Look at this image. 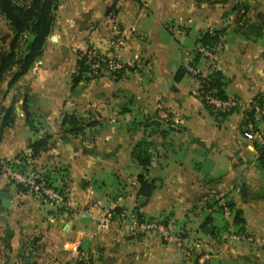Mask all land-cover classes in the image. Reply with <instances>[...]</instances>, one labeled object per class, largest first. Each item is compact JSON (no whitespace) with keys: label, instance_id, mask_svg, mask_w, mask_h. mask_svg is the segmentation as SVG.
Returning <instances> with one entry per match:
<instances>
[{"label":"crops","instance_id":"1","mask_svg":"<svg viewBox=\"0 0 264 264\" xmlns=\"http://www.w3.org/2000/svg\"><path fill=\"white\" fill-rule=\"evenodd\" d=\"M258 15L264 0H57L41 56L12 88H0V115L10 106L14 114L0 134V163L23 162L29 143L49 135L47 151L22 164L65 201L44 210L46 201L0 183L13 194L9 207L0 201V264H264V164L242 135V104L264 100V32L247 40L235 30L237 19ZM213 30L224 32L212 58L194 61L199 35ZM22 40L19 47L32 36ZM91 50L135 68L71 90L77 61ZM193 61L219 71L226 98L240 104L211 113L192 94L191 74L174 81ZM64 115L80 119L82 131L66 132ZM139 143L148 144L147 168L131 156ZM140 175L155 187L148 199L138 196ZM227 202L242 211V230ZM115 209L162 223L176 242L114 218L98 231ZM30 243L37 258L23 247Z\"/></svg>","mask_w":264,"mask_h":264},{"label":"trees","instance_id":"2","mask_svg":"<svg viewBox=\"0 0 264 264\" xmlns=\"http://www.w3.org/2000/svg\"><path fill=\"white\" fill-rule=\"evenodd\" d=\"M57 0H0V18H2L8 25L11 32V38L6 50L0 51V84L6 81L7 89L12 88L17 80L25 74L33 63L41 56L46 39L51 34V29L54 22V14L56 10ZM246 6H239L236 11H245ZM109 12L107 10L106 14ZM237 22L241 23L236 30L247 40H255L263 35L264 32V15L257 16V22L249 23L246 20L241 21L237 19ZM224 31L213 30L212 32L201 33L196 40V48L203 46L213 50L214 47L219 43L220 36ZM25 35L32 36V40L28 42L27 48L23 55H18L19 45L22 38ZM213 53V52H212ZM200 55L195 50L194 61H197ZM194 61L190 64L194 65ZM90 60L87 58V54L81 55L77 61L75 72L71 75V90L76 87L82 80H91L97 77L88 76ZM135 67H129L123 65V68L119 71H114L112 74L119 78L121 74L127 70L132 71ZM189 74L186 68H179L174 74V81H180L181 78ZM224 84L222 82V75L219 71L212 70L208 78L205 81L203 90L206 94L214 96L220 99H227L224 93ZM260 102H264L263 98H255ZM202 104L211 113L212 108L207 105L205 100L201 99ZM23 111L26 114V109L23 106ZM230 112V111H229ZM225 114L228 112H224ZM0 134L2 130L14 121L13 106L2 108L0 115ZM252 121V115H246L244 122ZM63 125H66V132L78 134L82 131L81 120L76 118L74 115H64ZM244 125V123H243ZM243 133V131H242ZM50 136L45 135L42 139L29 143L28 148L30 149L29 159L33 160L37 158L41 153L47 151L50 145ZM148 144L139 143L135 146V149L131 152L132 158L137 162L138 165L147 168L150 164V156L147 152ZM259 158L264 164V154L258 153ZM12 161H9V163ZM27 159L23 158V163L26 164ZM13 164V163H12ZM140 175L137 178L139 188L138 196L145 199L150 198L154 185L144 177ZM17 193L27 194L32 193L30 187H25L20 184L15 185ZM228 210L233 212V223L243 229L245 224L243 214L240 209H235L232 203H226ZM115 214L120 213L119 210L114 211ZM23 247H27L23 245ZM25 264H35L26 261ZM74 264H92V261H77Z\"/></svg>","mask_w":264,"mask_h":264},{"label":"built area","instance_id":"3","mask_svg":"<svg viewBox=\"0 0 264 264\" xmlns=\"http://www.w3.org/2000/svg\"><path fill=\"white\" fill-rule=\"evenodd\" d=\"M119 45H122V40H119ZM198 54L202 57L211 59L213 51L209 48L199 46L197 49ZM87 58L90 60L89 73L90 77H97L105 72L119 71L123 68V65L117 63L114 59H109L95 50H91L87 53ZM186 70L191 74L196 81V88L192 94L199 99L205 100L214 111L229 112L240 103L236 99H220L214 96L206 94L203 90L206 79L211 73L210 69L207 71H199L194 65H189ZM244 117L246 115H252V121L244 122L243 125V137L247 139L255 147L257 152L264 154V103L253 99L245 104H242ZM30 150L24 153V158L27 161L29 159ZM13 163V164H12ZM22 160L15 162H1L0 163V183L3 185L15 186L16 184L30 187L34 195H37L43 200H48L55 203H64V194L52 188L41 176L37 174L27 175L24 171ZM99 201H95V204H99ZM115 222L124 223L127 229L133 233L148 234L156 233L161 239L166 241H175L166 227L156 221L147 220L141 218L138 214L131 212L128 214L118 213L112 215V212H107L101 216L97 221V230L100 231L105 229L111 222L112 219ZM113 219V220H114ZM178 249L184 255L185 259L190 257V251L184 248L180 243H177Z\"/></svg>","mask_w":264,"mask_h":264},{"label":"rangeland","instance_id":"4","mask_svg":"<svg viewBox=\"0 0 264 264\" xmlns=\"http://www.w3.org/2000/svg\"><path fill=\"white\" fill-rule=\"evenodd\" d=\"M244 11V10H243ZM240 12H242V10L240 11ZM240 14H242V13H240ZM10 38H11V32H10V30H9V28H8V25H7V23L2 19V18H0V51L2 52L3 50H6L7 48H8V44H9V41H10ZM24 38V37H23ZM22 38V39H23ZM22 42H23V40H22ZM21 42V43H22ZM27 43V42H26ZM23 44L22 45V47H19V51H18V55L20 56V55H23V53H24V51L26 50V48H27V44ZM189 65H191L190 63H189ZM188 65V66H189ZM5 82L6 81H4L3 83H2V85L0 84V88L3 86V85H5ZM248 141V140H247ZM251 143V142H250ZM30 162V161H29ZM27 170H29V169H27ZM34 170V169H33ZM26 174L27 175H30L31 174V170L30 171H28V172H26ZM40 176V175H39ZM42 178V177H41ZM39 200H42V201H46L44 204H40L41 205V207H44L43 209L44 210H49V209H51V210H54L55 209V206H53V205H51L50 204V201H48V200H43V199H41V198H39L37 195H35ZM73 212V211H72ZM28 246H31V243H30V245L29 244H27V247H25L24 249H27V250H29V251H32V252H30L31 253V259H34L35 257L37 258V254H38V250H39V248H38V245H36V248H34V245H32L31 246V248L30 247H28Z\"/></svg>","mask_w":264,"mask_h":264},{"label":"water","instance_id":"5","mask_svg":"<svg viewBox=\"0 0 264 264\" xmlns=\"http://www.w3.org/2000/svg\"><path fill=\"white\" fill-rule=\"evenodd\" d=\"M52 39L54 40V37H52ZM12 200H13V194L12 193H10L8 191L0 192V201L4 207H9ZM140 202H143L142 198L140 199ZM88 245H89V241L87 239L83 240L81 247H80L81 250L84 252L87 251Z\"/></svg>","mask_w":264,"mask_h":264}]
</instances>
